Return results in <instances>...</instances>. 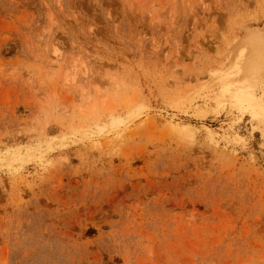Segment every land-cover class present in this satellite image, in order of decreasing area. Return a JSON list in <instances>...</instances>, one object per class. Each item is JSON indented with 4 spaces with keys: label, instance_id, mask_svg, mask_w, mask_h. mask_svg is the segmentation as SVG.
Instances as JSON below:
<instances>
[{
    "label": "rangeland",
    "instance_id": "1",
    "mask_svg": "<svg viewBox=\"0 0 264 264\" xmlns=\"http://www.w3.org/2000/svg\"><path fill=\"white\" fill-rule=\"evenodd\" d=\"M0 264H264V0H0Z\"/></svg>",
    "mask_w": 264,
    "mask_h": 264
},
{
    "label": "trees",
    "instance_id": "2",
    "mask_svg": "<svg viewBox=\"0 0 264 264\" xmlns=\"http://www.w3.org/2000/svg\"><path fill=\"white\" fill-rule=\"evenodd\" d=\"M92 232H95V230H94V229H92Z\"/></svg>",
    "mask_w": 264,
    "mask_h": 264
}]
</instances>
